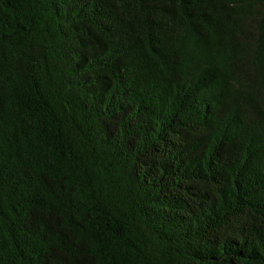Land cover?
Segmentation results:
<instances>
[{"label":"trees","instance_id":"16d2710c","mask_svg":"<svg viewBox=\"0 0 264 264\" xmlns=\"http://www.w3.org/2000/svg\"><path fill=\"white\" fill-rule=\"evenodd\" d=\"M0 264H264V0H0Z\"/></svg>","mask_w":264,"mask_h":264}]
</instances>
